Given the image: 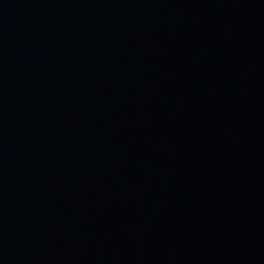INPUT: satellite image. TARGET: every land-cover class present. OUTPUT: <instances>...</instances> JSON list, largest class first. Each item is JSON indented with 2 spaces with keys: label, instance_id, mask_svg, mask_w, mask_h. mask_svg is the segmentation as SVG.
<instances>
[{
  "label": "water",
  "instance_id": "1",
  "mask_svg": "<svg viewBox=\"0 0 264 264\" xmlns=\"http://www.w3.org/2000/svg\"><path fill=\"white\" fill-rule=\"evenodd\" d=\"M0 264H264V0H0Z\"/></svg>",
  "mask_w": 264,
  "mask_h": 264
}]
</instances>
